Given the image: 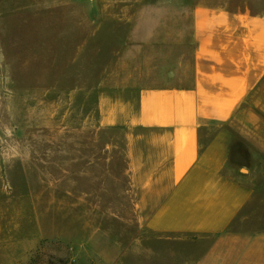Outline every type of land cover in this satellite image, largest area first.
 Instances as JSON below:
<instances>
[{
    "label": "crops",
    "instance_id": "0c3cea01",
    "mask_svg": "<svg viewBox=\"0 0 264 264\" xmlns=\"http://www.w3.org/2000/svg\"><path fill=\"white\" fill-rule=\"evenodd\" d=\"M160 15L99 100L124 130L135 232L78 240L73 264H264V4L188 0L171 33ZM251 203L252 229L231 232Z\"/></svg>",
    "mask_w": 264,
    "mask_h": 264
},
{
    "label": "rangeland",
    "instance_id": "374dc122",
    "mask_svg": "<svg viewBox=\"0 0 264 264\" xmlns=\"http://www.w3.org/2000/svg\"><path fill=\"white\" fill-rule=\"evenodd\" d=\"M187 4L0 0V264H73L78 240L135 232L124 130L100 125L99 100L112 98L124 42H139L156 14L171 33L173 10ZM254 210L230 231H250Z\"/></svg>",
    "mask_w": 264,
    "mask_h": 264
},
{
    "label": "clouds",
    "instance_id": "9594fccd",
    "mask_svg": "<svg viewBox=\"0 0 264 264\" xmlns=\"http://www.w3.org/2000/svg\"><path fill=\"white\" fill-rule=\"evenodd\" d=\"M9 135H11V133L9 132Z\"/></svg>",
    "mask_w": 264,
    "mask_h": 264
}]
</instances>
